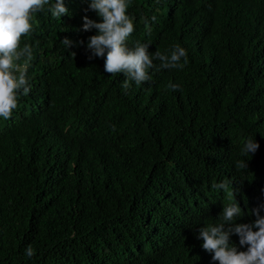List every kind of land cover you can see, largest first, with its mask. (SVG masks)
<instances>
[{
  "label": "trees",
  "instance_id": "1",
  "mask_svg": "<svg viewBox=\"0 0 264 264\" xmlns=\"http://www.w3.org/2000/svg\"><path fill=\"white\" fill-rule=\"evenodd\" d=\"M89 3L65 0L60 20L46 6L21 39L31 91L0 118V264H218L199 228L234 199L236 223L264 205V0H130L129 46L180 44L188 63L126 93L88 59ZM225 179L233 195L211 187Z\"/></svg>",
  "mask_w": 264,
  "mask_h": 264
},
{
  "label": "clouds",
  "instance_id": "2",
  "mask_svg": "<svg viewBox=\"0 0 264 264\" xmlns=\"http://www.w3.org/2000/svg\"><path fill=\"white\" fill-rule=\"evenodd\" d=\"M130 0H90L86 11H94L97 20L83 17V31L96 30V34L87 38V50L94 57L104 59V71L117 76L123 74L122 89L127 90L134 82L136 86L151 80L150 69H183L188 63L187 50L180 44L173 45L167 52L157 49L149 52V45L139 40L130 47L128 39L134 31V18L128 14ZM47 10L52 17L60 20L69 15L65 0H0V118L11 119L17 109L21 96H28L31 85L28 82L27 70L33 56L31 45L21 47V39L28 36L33 29L34 15ZM155 21L156 17L153 16ZM147 27V24H146ZM151 30L150 28L148 29ZM68 49L72 45L67 37L60 41ZM83 44L84 41H80ZM75 56V53H73ZM159 61V66L154 64ZM167 87L173 91L180 90V85L169 82ZM115 131V126H113ZM259 144L249 138L241 152L247 156L255 153ZM236 168L247 169L246 161H237ZM213 189L223 190L229 195V180L213 183ZM264 205L253 209L256 219L252 223H236L242 215L238 202L223 205L218 215V223L205 224L199 228L197 239L203 241L202 248L212 254V260L218 264H264V216L260 215ZM239 237L240 247L230 243V236ZM35 250L31 245L25 249V255L32 258Z\"/></svg>",
  "mask_w": 264,
  "mask_h": 264
}]
</instances>
